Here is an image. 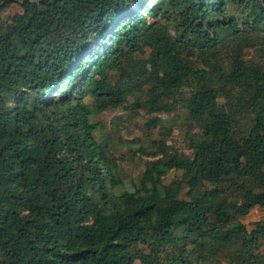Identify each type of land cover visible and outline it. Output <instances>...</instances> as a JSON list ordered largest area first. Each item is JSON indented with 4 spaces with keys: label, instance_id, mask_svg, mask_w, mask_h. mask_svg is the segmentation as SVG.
Segmentation results:
<instances>
[{
    "label": "trees",
    "instance_id": "16d2710c",
    "mask_svg": "<svg viewBox=\"0 0 264 264\" xmlns=\"http://www.w3.org/2000/svg\"><path fill=\"white\" fill-rule=\"evenodd\" d=\"M15 3L22 21L0 22V264H264V219L241 221L264 210V68L250 79L245 60L264 47V0H0V13ZM236 93L248 134L219 112ZM99 100L181 105L193 155L140 144L149 161L128 181L96 135Z\"/></svg>",
    "mask_w": 264,
    "mask_h": 264
},
{
    "label": "rangeland",
    "instance_id": "374dc122",
    "mask_svg": "<svg viewBox=\"0 0 264 264\" xmlns=\"http://www.w3.org/2000/svg\"><path fill=\"white\" fill-rule=\"evenodd\" d=\"M23 16L24 13L20 5L15 3L0 13V22L5 26L10 25L22 21ZM227 56L224 55L222 60L225 69H227L229 63ZM245 60L250 65L249 77L254 79L257 76L258 69L264 68V47L246 49ZM127 71L129 74L138 75L134 70L128 69ZM235 95L236 97L232 99L227 98L225 95L220 97L219 112L224 115H237L236 119L239 121L241 131L248 134L253 128L254 117L239 106L242 103L239 101L237 93ZM132 101L133 99H130V103ZM169 104L173 106L170 112L150 113L147 107L144 106L137 109V111L121 108L106 110L102 109L106 105V101H98L101 113L94 117V122L99 125L96 135L102 143L109 144L111 152L118 157L120 168L125 173L128 181L137 182L145 171L146 162L149 161L148 158L138 153L140 144L151 147L153 141L164 139L167 145L173 146L179 153L190 157L193 155V151L189 147V140L199 132V129L189 121L185 108L176 105L172 101ZM154 119L160 121L161 126L159 128H151ZM181 175V173L173 171L166 182L171 183L180 178ZM263 219L264 210L257 208L248 217L242 218L241 221L249 229H252L254 223ZM238 251H243V249L241 247L236 249L227 247L224 249L223 254L227 256ZM136 264H141V262L137 261Z\"/></svg>",
    "mask_w": 264,
    "mask_h": 264
},
{
    "label": "crops",
    "instance_id": "0c3cea01",
    "mask_svg": "<svg viewBox=\"0 0 264 264\" xmlns=\"http://www.w3.org/2000/svg\"><path fill=\"white\" fill-rule=\"evenodd\" d=\"M256 209H257V208H255L254 210H256ZM258 209H259V208H258ZM254 210H253V211H254ZM259 210H262V209H259ZM262 211H263V210H262ZM250 214H251V213H250ZM250 214H249V215H250ZM249 215H248V216H249ZM248 216H247V217H248Z\"/></svg>",
    "mask_w": 264,
    "mask_h": 264
}]
</instances>
